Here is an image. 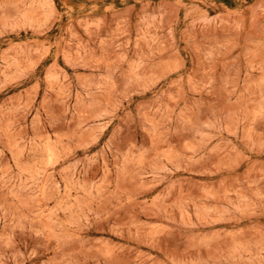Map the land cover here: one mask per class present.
I'll return each mask as SVG.
<instances>
[{
  "label": "rangeland",
  "instance_id": "374dc122",
  "mask_svg": "<svg viewBox=\"0 0 264 264\" xmlns=\"http://www.w3.org/2000/svg\"><path fill=\"white\" fill-rule=\"evenodd\" d=\"M0 264H264V0H0Z\"/></svg>",
  "mask_w": 264,
  "mask_h": 264
}]
</instances>
